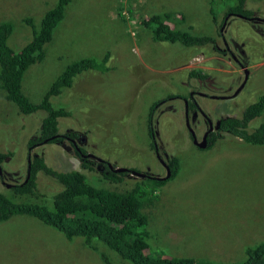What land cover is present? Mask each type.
I'll return each mask as SVG.
<instances>
[{
  "label": "rangeland",
  "instance_id": "obj_1",
  "mask_svg": "<svg viewBox=\"0 0 264 264\" xmlns=\"http://www.w3.org/2000/svg\"><path fill=\"white\" fill-rule=\"evenodd\" d=\"M54 5L55 0H0V22L11 26L6 44L13 53L31 39V28H37L42 14ZM215 5L211 15L208 0H71L43 48L42 61L23 74L21 88L37 104L69 62L109 53L107 73H81L48 100L49 108L70 113L57 119V133L73 135L69 139L91 157V171L81 168L74 147L64 139L28 152L27 142L38 135L46 111L20 114L0 91V153L5 156L0 192L12 197L6 185L22 182L31 155L42 157L53 170L81 172L91 184L109 189L118 185L99 179L97 160L112 169L163 178L166 172L150 145L154 141L164 164L177 157L179 170L154 193L153 207L144 209L149 244L145 253L217 264L243 260L245 248L264 241V146L244 144L218 131L217 123L239 117L264 92V0H246L245 9L257 17L251 20L225 18L221 1ZM154 14L170 27L189 28L213 42L196 52L178 43L154 42L150 28L156 23L140 24ZM234 60L251 76L237 95L215 99L230 94L243 79ZM191 71L197 76H190ZM190 93L198 111H187L185 119ZM201 113L216 136L209 149L208 144L203 149L193 145L188 131L196 142L201 140L209 128ZM263 121L264 112L251 125ZM125 180L122 187L128 188L133 179ZM57 188L37 174L31 200L48 203V194ZM81 241H67L31 217L15 216L0 222V264H107L106 257L109 264H130L100 243L95 242L99 249L93 252Z\"/></svg>",
  "mask_w": 264,
  "mask_h": 264
},
{
  "label": "trees",
  "instance_id": "obj_2",
  "mask_svg": "<svg viewBox=\"0 0 264 264\" xmlns=\"http://www.w3.org/2000/svg\"><path fill=\"white\" fill-rule=\"evenodd\" d=\"M220 1L226 8L224 14L240 15L245 19L252 16L251 12L244 7L246 0ZM70 2L71 0H55L54 7L42 14L38 27L31 28V39L17 53H13L6 44L11 33V26L6 22H0V91L20 114L29 115L41 109L46 111L43 113L38 135L27 142L28 152L43 142L60 140V137H54L57 135V119L67 117L70 113L67 110L63 111L61 107L49 108V98L60 95L62 89L69 88L73 79L81 73L93 71L102 75L110 70L106 66L108 52L99 58L80 57L63 67L37 104L30 102L23 93L21 88L23 74L30 66L42 61L43 48L51 41L53 32ZM215 4L216 0L215 2L208 0L211 15L216 7ZM161 17L168 16L162 14ZM165 20H159L157 14H154L146 20H141L140 24L148 26L151 22L156 23L150 28L152 41L178 43L186 50H193V52H196V48L213 42L209 36L194 35L189 28L182 30L170 27L164 22ZM189 75L197 76V72L191 71ZM263 112L264 92L257 96L255 102L244 107L239 117L220 120L217 123V130L237 137L244 144L264 146V121L258 126L251 125L252 120L260 117ZM147 122L150 128V117ZM148 133L152 137L150 129ZM67 136L72 138L73 135ZM215 140L216 136L212 133L211 138L207 139V149ZM79 151L81 152L80 149ZM74 154L79 157L78 151L74 150ZM4 158L5 156L0 153V164ZM27 162L25 176L28 175V177H24L22 182L10 187L15 197L19 196L23 200L13 202L11 198L0 193V222L16 215L28 216L35 219L41 226L56 231L67 241L81 238V244L90 251H98L97 243H100L118 258L130 264H217L196 257H151L145 253L149 244L148 232L144 228L147 224L144 209L153 207L154 193L174 178L178 172L177 157L167 162L170 175L166 180L151 176L128 177L129 171L133 169L116 173L108 170L104 162H99L103 167V171L98 175L99 179L111 185H118L120 189L118 187L109 189L103 185L95 186L78 171L53 170L44 164L42 157L36 155H31ZM81 168L91 171L90 166L82 161ZM37 174L51 179L58 187L48 194L49 200L45 204L31 200L36 190ZM125 177L133 179L128 182V188L122 187L126 182ZM244 256L243 260L231 264H263L264 241L252 248H245ZM106 260L110 262L107 257ZM108 261H106L107 264H109Z\"/></svg>",
  "mask_w": 264,
  "mask_h": 264
},
{
  "label": "flooded vegetation",
  "instance_id": "obj_3",
  "mask_svg": "<svg viewBox=\"0 0 264 264\" xmlns=\"http://www.w3.org/2000/svg\"><path fill=\"white\" fill-rule=\"evenodd\" d=\"M228 15H231V14H228ZM253 15V14H252ZM229 17V16H228ZM251 19H257V17H250V18H247L246 20H251ZM235 61V63H236V65H238V67L239 68H241L242 69V71H243V79L238 83V86L236 87V89L239 87V90L240 89H243V87H244V85H245V83H246V81H247V79H248V77L249 76H251L245 69H243V67H242V65H241V63L239 62V61H237V60H234ZM235 89V90H236ZM226 90H229V88H226ZM235 90L234 91H232L230 94H225V95H222V96H220V97H224L225 99H229L230 97H232V93L233 92H235ZM240 92V91H239ZM238 92V93H239ZM227 93V92H226ZM238 93H236V95L238 94ZM234 96V95H233ZM188 99H189V101L191 102V105H185V119H186V115L188 114L187 113V111H193V112H195V110L196 111H198V107H197V104L196 103H194V101H193V98L191 97V93H190V95L188 96ZM220 100H224V99H220ZM156 106V105H155ZM201 115H202V117L203 118H205L206 119V121L208 120V118L207 117H204L205 115L203 114V113H201ZM150 129V128H149ZM205 133V132H204ZM211 132L210 133H208L207 134V139L208 138H211ZM66 139H67V141L69 142V144L70 145H72L73 147H74V149H75V151L77 150V147L75 146V144H74V141L72 140V139H69V137H66ZM150 145H151V147L153 148V151H154V154H155V157H156V159L158 160V162L161 164V159L159 158V156H158V154H157V147H156V145H155V142L154 141H151V143H150ZM78 155H79V159L82 161V162H84L85 164H88V154H85L84 153V151H82L81 150V152L78 150ZM158 156V157H157ZM163 162V161H162ZM101 163V162H100ZM99 162H98V164L96 165V169L97 170H99L100 172H102L103 171V167L101 166V164H100ZM105 165V167H107V169L109 170V168H108V165H106V164H104ZM162 165V164H161ZM163 166V165H162ZM137 178V177H136ZM156 178H159V177H156Z\"/></svg>",
  "mask_w": 264,
  "mask_h": 264
},
{
  "label": "water",
  "instance_id": "obj_4",
  "mask_svg": "<svg viewBox=\"0 0 264 264\" xmlns=\"http://www.w3.org/2000/svg\"><path fill=\"white\" fill-rule=\"evenodd\" d=\"M237 17L242 18L240 15H237ZM238 90H239V87H238V89H236L235 93H236ZM215 98H217V97H215ZM219 98H224V97H219ZM207 123H208V127H209V128H208L207 131L202 135L201 140H200L199 142H196L193 132L191 131V129H188L189 134H190V137H191V139H192V144L195 145L198 149H203V148H205L206 145H207L206 137H207V134H208L209 132H211V130H212L211 123H210L209 121H207ZM186 127H188L187 123H186ZM157 157H158V156H157ZM98 161H99V160H98ZM161 164L163 165V168L165 169L166 174H165V176H164L163 178H160V180H165V179H167V178L169 177L170 174H169V170H168L167 166H166L162 161H161ZM108 168H109V170H111V171H113V172H116V173H120V172H126V171H128L127 169H124V168H113V169H112V167H111L109 164H108ZM129 172H130V174H131L132 176H135V177H138V178H143V177L145 176L144 174H140V173H137V172H135V171H129ZM7 187H9V186H7Z\"/></svg>",
  "mask_w": 264,
  "mask_h": 264
},
{
  "label": "clouds",
  "instance_id": "obj_5",
  "mask_svg": "<svg viewBox=\"0 0 264 264\" xmlns=\"http://www.w3.org/2000/svg\"><path fill=\"white\" fill-rule=\"evenodd\" d=\"M229 13H227V14H225V18H227L228 16H235V17H237V15H228ZM252 14V13H251ZM242 17V16H241ZM237 18H239V17H237ZM241 19H245V18H241ZM246 20V19H245ZM191 97H192V95H191ZM215 97H217V98H215V99H223V98H219L220 96H215ZM205 117V116H204ZM207 121H209V120H207ZM206 132V131H205ZM210 133V132H209ZM204 134V133H203ZM68 135V134H67ZM64 136V135H60V134H58L57 133V135L56 136H54V137H60V140H58V141H61V140H66L67 141V139H66V137H68V136ZM206 141H207V137H206ZM43 143H45V142H43ZM80 149V148H79ZM78 148H77V151L79 150ZM88 156V155H87ZM78 157V156H77ZM89 158H91L90 156H88ZM28 158H30L29 156H28ZM79 158V157H78ZM89 158H88V161H89ZM94 159V158H93ZM28 160V159H27ZM87 161V162H88ZM98 161V160H97ZM162 161V160H161ZM98 162H101V161H98ZM28 163V162H27ZM102 163V162H101ZM164 163V162H163ZM106 165H108V164H106ZM107 168V167H106ZM165 170V169H164ZM130 174V173H129ZM145 176L144 177H150V175H148V174H144ZM132 176V175H131ZM28 177V175H26V178ZM135 177V176H134ZM143 177V178H144ZM151 177H153V176H151ZM138 178V177H137ZM154 178H156V177H154ZM158 179H160V178H158ZM166 180V179H165ZM5 186V185H4ZM7 186H9V187H7ZM10 187H12V185H6V188L8 189H10ZM1 193V192H0ZM2 194V193H1ZM4 195V194H3ZM11 195H13L12 197H11V201H13V202H17V201H21V200H23V198H20L19 196H17V197H15V195L11 192ZM21 199V200H20ZM16 216H18V215H16ZM19 216H24V215H19ZM12 217H15V216H12ZM12 217H10V218H12ZM25 217H28V216H25ZM9 218V219H10ZM9 219H7V220H9ZM7 220H5V221H7ZM5 221H2V222H5Z\"/></svg>",
  "mask_w": 264,
  "mask_h": 264
}]
</instances>
